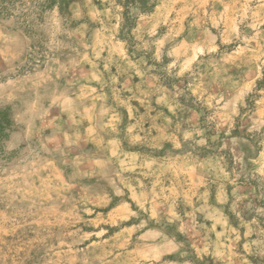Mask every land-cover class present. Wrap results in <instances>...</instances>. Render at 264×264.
<instances>
[{
  "label": "rangeland",
  "instance_id": "374dc122",
  "mask_svg": "<svg viewBox=\"0 0 264 264\" xmlns=\"http://www.w3.org/2000/svg\"><path fill=\"white\" fill-rule=\"evenodd\" d=\"M140 1L0 0V264H264V0Z\"/></svg>",
  "mask_w": 264,
  "mask_h": 264
},
{
  "label": "trees",
  "instance_id": "16d2710c",
  "mask_svg": "<svg viewBox=\"0 0 264 264\" xmlns=\"http://www.w3.org/2000/svg\"><path fill=\"white\" fill-rule=\"evenodd\" d=\"M142 5V2L140 0H126V11L124 15V28H127L125 34H129L132 26L135 23V20L133 19L132 14V7L135 5ZM142 8V7H141ZM132 37H130L131 39ZM129 39V40H130ZM13 129V122L10 116V110L9 109H0V157L5 156V141L8 139L11 131Z\"/></svg>",
  "mask_w": 264,
  "mask_h": 264
}]
</instances>
